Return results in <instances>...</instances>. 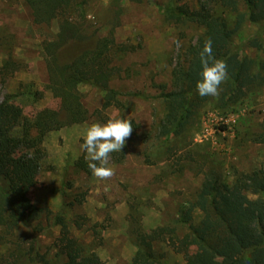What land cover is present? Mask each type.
<instances>
[{
  "label": "rangeland",
  "instance_id": "rangeland-1",
  "mask_svg": "<svg viewBox=\"0 0 264 264\" xmlns=\"http://www.w3.org/2000/svg\"><path fill=\"white\" fill-rule=\"evenodd\" d=\"M168 1L89 0L91 29L101 36L111 31L114 35L111 64L117 70L110 84L119 91V102L104 106L101 89L79 84L81 101L90 115L45 136L39 173L28 191L33 203L59 213L71 234L105 264H132L138 230L150 232L160 225L175 224L178 233L187 231L178 217L197 198L208 168L232 183L236 173L264 167V142L255 140L264 133V81L256 82L237 103L222 106L225 80L219 96L203 103L182 135L167 141L159 137L166 111L161 92L177 87L173 68L179 63L187 65V49L202 32L195 25L166 21L158 6ZM172 1L199 5V0ZM228 10L233 27L234 16ZM257 29V24L244 21L234 41L249 58L264 61V41L261 48L247 43ZM58 30L57 19L35 21L27 0H0V98L29 90L15 101L30 119L42 108L60 107V98L48 87L45 51L46 42L56 39ZM114 118L131 120L133 131L121 149L123 158L116 161L114 154L109 158L115 175L100 180L75 162L84 151L85 129ZM201 214L195 209L193 222ZM59 232V225L51 226L38 236L36 246L42 251L50 247L53 253ZM11 238L28 245L30 228L18 225ZM154 248L165 264H186L183 254L165 241H156Z\"/></svg>",
  "mask_w": 264,
  "mask_h": 264
},
{
  "label": "trees",
  "instance_id": "trees-1",
  "mask_svg": "<svg viewBox=\"0 0 264 264\" xmlns=\"http://www.w3.org/2000/svg\"><path fill=\"white\" fill-rule=\"evenodd\" d=\"M27 1L35 21L59 22L57 37L46 42L45 51L48 87L60 98V107L42 108L30 119L15 101L29 90L0 98V264H105L71 234L59 213L33 203L28 191L39 173L45 136L90 115L81 101L79 84L89 83L101 89L104 106L118 104L119 91L110 84L117 70L111 64L114 35L111 31L101 36L91 29L87 19L89 0ZM158 10L168 22L202 29L187 49V65L179 63L173 68L177 87L161 92L166 111L158 135L167 141L182 135L211 97H201L196 88L202 71L200 53L208 39L212 41V55L227 64L228 76L220 96L222 106L237 103L256 82L264 81V61L249 58L234 41L242 23L249 20L258 29L247 43L262 47L264 0H199L198 7L170 0L160 4ZM226 10L234 16L233 27ZM220 128L225 130L226 126ZM255 140L264 142V133ZM113 154L116 161L124 156L122 151L112 152L109 158ZM86 155L83 151L75 164L91 172ZM236 174L235 181L229 183L221 172L208 168L197 198L180 211L178 221L187 231L178 233L175 224L160 225L150 232L138 230L132 264H165L154 248L158 240L183 254L186 264H264V167ZM195 209L202 213L198 222H193ZM76 224L80 226L79 221ZM18 225L30 228L28 245L11 238ZM54 225L60 226L53 242L55 251L52 253L50 247L42 251L35 242Z\"/></svg>",
  "mask_w": 264,
  "mask_h": 264
},
{
  "label": "clouds",
  "instance_id": "clouds-1",
  "mask_svg": "<svg viewBox=\"0 0 264 264\" xmlns=\"http://www.w3.org/2000/svg\"><path fill=\"white\" fill-rule=\"evenodd\" d=\"M202 71L196 88L201 97H218L220 86L227 79V64L212 55V41L208 39L200 53ZM133 131L131 120L127 118L109 119L105 123L95 122L85 129L81 148L89 160L88 167L100 180H107L115 175L109 166L112 152H120Z\"/></svg>",
  "mask_w": 264,
  "mask_h": 264
}]
</instances>
